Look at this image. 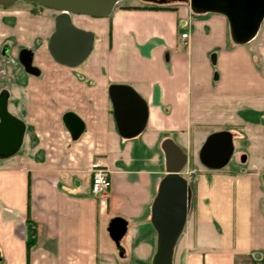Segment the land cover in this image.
<instances>
[{"label": "crops", "instance_id": "crops-1", "mask_svg": "<svg viewBox=\"0 0 264 264\" xmlns=\"http://www.w3.org/2000/svg\"><path fill=\"white\" fill-rule=\"evenodd\" d=\"M41 7L0 5V92L26 124L19 151L0 159V264H152L167 138L189 154L182 174L192 188L172 264H264V19L254 38L235 43L223 13L124 0L101 21L72 15L95 40L70 67L48 50L57 12ZM23 48L40 73L25 70ZM114 84L146 101L137 135L118 131ZM70 111L84 122L77 139L63 120ZM218 130L233 133L235 151L212 169L199 150ZM94 161L111 173L106 205L91 190ZM117 216L128 221L122 253L108 232Z\"/></svg>", "mask_w": 264, "mask_h": 264}, {"label": "water", "instance_id": "water-1", "mask_svg": "<svg viewBox=\"0 0 264 264\" xmlns=\"http://www.w3.org/2000/svg\"><path fill=\"white\" fill-rule=\"evenodd\" d=\"M18 1L36 3L57 11L54 31L49 37L48 50L61 64L75 67L84 62L94 46V32L74 23L73 14L108 16L121 0H0V5L11 6ZM153 4L189 2L194 12H219L228 17L230 36L235 43H246L254 38L264 19V0H144ZM34 52L23 48L19 60L25 70L40 73L33 64ZM216 62V53L212 54ZM217 77V73L215 74ZM114 115L119 133L124 137L137 135L146 127L148 107L138 92L127 84L110 88ZM9 91L0 92V159L16 154L22 146L25 122L9 110ZM63 120L72 137L77 139L84 130V122L74 112H66ZM166 158V174L153 201L151 222L158 234L157 249L152 264H172L178 239L187 222L192 199V188L182 174L188 165L189 154L172 138L162 143ZM233 133L218 130L209 134L199 150L203 165L212 169L225 167L234 155ZM246 160L242 155L241 161ZM128 221L113 217L108 232L121 253L125 251L121 239L126 234Z\"/></svg>", "mask_w": 264, "mask_h": 264}, {"label": "built area", "instance_id": "built-area-1", "mask_svg": "<svg viewBox=\"0 0 264 264\" xmlns=\"http://www.w3.org/2000/svg\"><path fill=\"white\" fill-rule=\"evenodd\" d=\"M184 43H186L188 38V33H182L181 36ZM91 171H92V182H91V190L92 193L99 197L100 204L106 205L107 198L106 194L110 190L112 186V178L111 173L108 167L103 165L99 161H94L91 164Z\"/></svg>", "mask_w": 264, "mask_h": 264}, {"label": "rangeland", "instance_id": "rangeland-1", "mask_svg": "<svg viewBox=\"0 0 264 264\" xmlns=\"http://www.w3.org/2000/svg\"><path fill=\"white\" fill-rule=\"evenodd\" d=\"M121 1H124V0H121ZM120 1V2H121ZM137 1V0H136ZM120 2H118V3H120ZM174 3H176V2H171V3H169L170 5L171 4H174ZM36 4V3H35ZM169 4H167V5H169ZM37 5V4H36ZM37 8L39 7V8H43V7H41V6H36ZM44 9V8H43ZM47 11H49V16H50V18H52L53 17V15L57 12L56 10H54V9H51V8H48V10ZM85 17H87V19H89V20H93V21H101V19L103 18V16H93V15H86ZM192 159H193V156H192V153L190 154V166H192V163H193V161H192Z\"/></svg>", "mask_w": 264, "mask_h": 264}, {"label": "trees", "instance_id": "trees-1", "mask_svg": "<svg viewBox=\"0 0 264 264\" xmlns=\"http://www.w3.org/2000/svg\"><path fill=\"white\" fill-rule=\"evenodd\" d=\"M32 4L35 5V6H42V5H39V4L36 5L35 3H32Z\"/></svg>", "mask_w": 264, "mask_h": 264}]
</instances>
